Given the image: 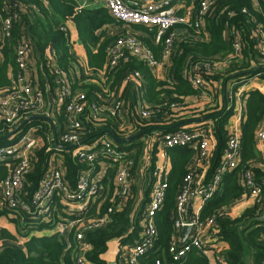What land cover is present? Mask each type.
<instances>
[{"label":"trees","instance_id":"16d2710c","mask_svg":"<svg viewBox=\"0 0 264 264\" xmlns=\"http://www.w3.org/2000/svg\"><path fill=\"white\" fill-rule=\"evenodd\" d=\"M199 0L195 2V11L192 22L199 19ZM20 6L16 10H3L4 16L17 13L13 20L12 37L4 42L2 61L0 62V88L11 83L9 67L14 74L17 73L14 47L24 30L34 41L43 70L51 74L48 52H56L57 61L68 72L75 68V59L70 53L69 40L62 31V26L71 19L77 25L79 37L84 44L88 65L93 70L104 69L109 63L107 48L115 40L116 35L97 34L105 24L114 21L107 13L108 9L79 10L75 0H18ZM3 3L0 2V8ZM246 9V11H244ZM200 28L185 27V32L171 55L166 66V78H158L155 72L145 62L127 56L124 61L108 74H114L115 83L126 70H140L146 81V88L141 97L149 105L152 114L149 118H142L137 104L129 98V90L122 92L125 111L122 116L112 117L107 111H102L93 117L87 111L85 121L89 123V138L92 140L101 133H108L118 146H128L127 150H135L131 155L135 160L133 168V195L126 209L111 214L112 222L107 226L87 232L85 240L91 244V249L86 252V258L94 264H108L103 259V254L108 250V244L113 239H118L119 247L133 243L141 231L140 221L146 205L150 199V173L156 166V146L152 148V157L149 161L143 158L144 142L142 137L152 134L174 133L182 129L189 131H202L211 142L212 152L208 168L204 173V183L208 182L216 173L221 164L222 157L227 148L231 134L227 125L234 110L227 98L223 96V86L233 79L253 77L260 74L264 78V54H262L258 40L254 37L259 28L264 32V0H216L202 17ZM200 20V19H199ZM153 38L156 30L150 31L148 27L141 26ZM233 32L230 40L227 37ZM152 33V34H151ZM165 35L154 44L145 38L147 46L153 51L158 60H162L164 52ZM241 44L238 58L228 66L216 63L227 55L234 53L233 40ZM96 49V51H94ZM199 66L204 78V85L195 88L189 80V75L195 66ZM85 77L81 76V80ZM80 81V79H78ZM83 89L88 93L89 100H95L102 106L97 98L100 90L94 84H83ZM214 89V90H213ZM214 95V105H205L196 108L192 105L206 97ZM245 111L240 126V157L238 165L223 175L220 188L210 198L201 214L204 220L217 215L221 210L227 211V206L232 201L244 194H249V189L243 180L245 171H250L261 186V201L253 203L244 213L236 218L227 216V213L216 218L215 240L225 241L229 248L220 253L215 248L216 264H264V171L255 163L263 161L257 145V127L264 118V95L258 90L243 93ZM230 105V106H229ZM34 122H40L33 119ZM43 121V120H42ZM41 121V122H42ZM45 123V122H43ZM8 131L0 126V146L11 143L14 139L8 137ZM186 148V149H185ZM170 162L167 176L168 188L162 208L155 216L157 236L153 246L144 254L141 264H210V261L191 249L182 259H174L169 247L174 235L179 234L175 227L177 194L184 186L185 177L193 172L195 177L203 168L190 167V161L195 156V149L188 147H173L166 149ZM51 150L40 148L35 152V164L28 176L31 191H34L49 167ZM65 161V175L69 185L74 188L79 173L86 166L67 152H63ZM112 184L109 191L103 194L83 217L88 218L107 212L112 204L111 196L114 192ZM25 216V213H24ZM71 216V217H70ZM72 215L66 219L72 220ZM15 220L19 233H25V225L19 218ZM38 228L45 224H38ZM50 227V226H49ZM2 237L10 240L16 238L9 232L2 231ZM80 240L77 238V227L74 226L68 235L58 233L44 236L30 237L24 248L15 243H5L0 246V264H79L77 254ZM120 253H118L117 258ZM220 257V258H218Z\"/></svg>","mask_w":264,"mask_h":264},{"label":"built area","instance_id":"2783aa9c","mask_svg":"<svg viewBox=\"0 0 264 264\" xmlns=\"http://www.w3.org/2000/svg\"><path fill=\"white\" fill-rule=\"evenodd\" d=\"M103 4L119 24L130 26H145L150 30H156L154 38L157 44L165 35L164 52L162 60H158L153 51L132 32H123L116 35L115 40L107 48L109 63L101 70L93 71L88 64L79 61L70 43V30L67 22L62 26V31L69 39L70 53L75 61V68L69 72L62 68L57 61L56 52H48L51 61L48 80L44 86L35 79V67L38 64L37 51L34 41L26 33L24 27L21 36L14 47L17 73L14 74L10 66L11 83L0 88V126L8 131V137L14 139L7 145L0 146V166H6L8 172L0 179V229L3 213H11L12 218H19L25 225V233L30 230H40L38 224H45L43 228H50L59 222L63 228L58 231L65 239L74 226L77 227V238L80 240L77 262L87 264L86 252L91 249V244L85 240L87 232L101 229L112 222L111 214L126 209L133 195V168L135 160L131 156L135 150H127L128 146H118L108 133H101L94 139L89 138V123L85 121L87 111L93 117L102 111H107L112 117L122 116L125 111V103L122 92L129 90L128 96L138 105V111L142 118H149L152 111L149 105L141 97L146 88L140 70H126L119 76L115 83L112 72L127 56L138 61L145 62L154 72L163 63L169 64L176 43L180 41L185 27L194 26L200 28L210 6L216 0H199V19L193 23L192 17L179 13L174 6L175 0H87ZM3 3L0 8V62L4 42L12 37L13 20L17 13L4 16L3 10H16L20 4L18 0H0ZM195 11V9H194ZM246 11V9H244ZM71 19H68L70 21ZM180 29V31H178ZM111 35V34H108ZM233 32L227 34L232 38ZM258 40L262 54H264V32L257 29L255 36ZM234 53L220 59L216 64L228 66L241 51V44L235 38L233 40ZM168 63V64H167ZM77 73L80 74L77 75ZM156 74V73H155ZM76 75V76H75ZM81 76L85 79L81 80ZM195 88H201L205 81L200 73L199 66H195L188 76ZM253 77H260L257 74ZM166 78V76H165ZM250 77L240 80L243 81ZM252 78V77H251ZM80 79V81L78 80ZM94 84L99 87L97 98L102 106L95 100H89L88 93L82 88L83 84ZM230 106V105H229ZM61 116L63 130L57 133L56 118ZM40 122H34L33 119ZM43 120V121H42ZM42 121V122H41ZM45 122V123H43ZM32 125V126H31ZM231 138L228 142L221 164L215 175L206 183L204 179L199 181L193 172H190L184 180V186L177 194L175 227L180 231L185 226L192 228L190 236L183 241L180 234L174 235L170 243L169 251L174 259L184 258L191 249L210 260L211 251L216 242V218L227 213L221 210L217 215L204 220L200 214L206 202L213 197L221 186L223 175L237 167L240 157V126L232 128ZM56 137V150H51L49 167L39 181L34 191H31L28 176L35 164V152L39 138ZM257 139L264 140V131L257 132ZM144 142L143 158L149 161L152 157V148L156 146V166L150 173V199L145 207L139 238L133 243L119 247V257L116 264H141V257L153 246L157 232L155 216L162 208L168 188L167 176L170 162L166 153L167 148L188 147L195 149V166L203 168L202 174L208 168L211 160L212 145L208 137L202 131H189L182 129L174 133L152 134L141 138ZM163 148L164 150H159ZM63 152L82 162L86 169L77 177L76 185L72 188L65 175L66 166ZM108 164L114 169V192L111 196L112 204L104 214L83 217L96 201L102 196V178L95 177V173L101 164ZM193 171H194V167ZM201 175V172H200ZM245 185L249 194H244L252 199L253 203L261 201V186L254 179L250 171L243 174ZM110 195V193H109ZM75 211L76 217L66 219V214ZM69 213H66L68 212ZM25 213V216H24ZM66 213V214H64ZM7 216V215H6ZM10 218V217H9ZM50 226V227H49ZM29 235H25L27 238ZM23 245L22 239L14 242ZM217 243V242H216ZM218 250V247H216ZM219 252V251H218ZM220 258V257H218ZM156 264H161L159 260Z\"/></svg>","mask_w":264,"mask_h":264},{"label":"crops","instance_id":"0c3cea01","mask_svg":"<svg viewBox=\"0 0 264 264\" xmlns=\"http://www.w3.org/2000/svg\"><path fill=\"white\" fill-rule=\"evenodd\" d=\"M75 1L77 2L76 8L79 10H84V9L85 10H95L98 8H104L105 10L107 9L103 4H101L99 2H90L87 0H75ZM195 2H196V0H175L174 6L177 8V11L179 13L186 14L187 16L192 17L194 15ZM106 11H108V10H106ZM107 13H109V11ZM67 25L69 26V30H70V43L72 45V48L74 49L76 55L79 57V61L83 64H88L87 51H86V48H85L84 44L82 43V41L79 37L77 25L75 24V22L73 20L67 21ZM150 31H154V30H150ZM104 32L107 35L108 34L113 35V34H118V33H123V32H132L135 35L139 36L140 39L145 44H146L145 38H148V39L150 38L152 40V42L154 44H156L154 41L155 37L153 38L152 37L153 35L150 36L149 32L146 31L144 28H141V26H130V25H127L124 23L119 24L116 21H112L110 23L105 24L102 29H99L97 31V34L99 35V34L104 33ZM94 51H96V49H94ZM37 59H38V64L34 68L35 69V79L39 85L44 86L48 80V77H47V74L45 73V71L43 70L42 65L40 64L38 53H37ZM155 73H156L158 78L165 79L166 63H163L160 66H158L155 69ZM9 75H10V73H9ZM77 75L80 76L79 73H77ZM252 90H258L259 92H261L264 95V78H262V77H252L251 78L250 77L246 80L239 81L238 83H237V81L233 82L232 80H230V81L226 82V84H224L223 96L225 98H227V101L230 105H233V110H234L233 116L231 117L229 124L227 125V129L229 130V132H231L232 128H234L236 126H238V127L241 126L244 111L246 110L245 105H244L245 102H244L242 95L244 92H249ZM213 100H214V95L209 94V96L206 95V97L204 99L195 102V104L192 106L196 107V108L197 107L203 108L205 105L211 106V105L215 104L212 102ZM56 126L58 129L57 133H59L60 131L63 130V124H62L61 116H58L56 118ZM259 131H264V118L261 120V122L259 123V125L257 127V132H259ZM56 138H57V136L54 138H52L50 136H46L45 138L40 137L39 142H38V147L36 148V150H39L40 148H43L46 150H54V149L56 150V147H55ZM256 145H257L258 152H259L260 156L262 157L263 161L261 163H255L254 166H259L264 171V140L256 139ZM159 150H164V149L159 148ZM194 159H195V156L193 155V157L190 161V167L195 166ZM64 163H65V161H64ZM65 168H66V166L64 167V170H65ZM7 172H8V168H6V166H0V179L3 176H5ZM95 177L102 178L101 180H99V183L101 184V190H102L101 194L103 195V194L107 193V195H108L112 184L114 185V169L110 165L103 163L97 169V172L95 173ZM197 179L199 181H202L204 179L202 171H201V175H200V173H198ZM252 205H253L252 199L248 198L246 195H242L239 198L232 201L229 206H227V216L231 217V218L239 217L244 213V211L248 207H250ZM76 210H78V207H74V211L70 212V215L76 217V214H75ZM66 213H69V210ZM66 213H64V214H66ZM0 215H2L1 212H0ZM66 216H67V214H66ZM1 218H2L1 219L2 228L0 229V246L2 244H5V243H11V242L14 243L16 240L22 239V241H24V244L22 246L21 245H19V246L24 248L26 241L30 237L52 235V234H56V233L61 235L58 231H60L63 228V223L59 222L58 224H55L54 226H52L50 228L46 227V228H41L40 230H34V231L30 232V234L27 238H25V235H22L19 233V230H18V227L15 223V220L11 219L12 218L11 213L9 214V213L5 212V213H3V216ZM182 229L179 231V234H180V238L183 240ZM2 231H6V232L11 233L16 239L12 241L10 239L3 238L2 237ZM191 233H192V230L190 231L189 236ZM212 239H214V238H212ZM118 241H119L118 239H113L109 242L108 250L102 256L103 259H105L107 261V263L116 262L117 255L119 253L118 252L119 251ZM213 244L215 245V247H213L214 251H215V248L218 247V250H217V252L219 251L218 253H220L222 250H227L229 248L228 243L225 241H217V243L214 242ZM214 251L213 250L211 251L212 254L210 255V258H209L210 264H216V262H215L216 258L214 255ZM87 264H94V263L89 261V262H87Z\"/></svg>","mask_w":264,"mask_h":264},{"label":"water","instance_id":"95a60500","mask_svg":"<svg viewBox=\"0 0 264 264\" xmlns=\"http://www.w3.org/2000/svg\"><path fill=\"white\" fill-rule=\"evenodd\" d=\"M178 31H180V29H178ZM191 230H192V228L190 226L183 227V229H182L183 241H185L187 239ZM108 264H116V262H110Z\"/></svg>","mask_w":264,"mask_h":264}]
</instances>
